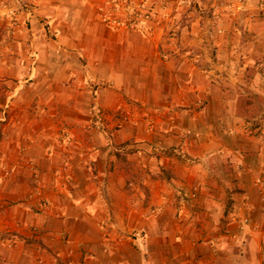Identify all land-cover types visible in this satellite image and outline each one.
Listing matches in <instances>:
<instances>
[{
    "label": "crops",
    "instance_id": "obj_1",
    "mask_svg": "<svg viewBox=\"0 0 264 264\" xmlns=\"http://www.w3.org/2000/svg\"><path fill=\"white\" fill-rule=\"evenodd\" d=\"M77 2V10L67 17L60 12V25L48 31L35 22L16 27L11 52L4 49L0 70L20 120L0 128V230L20 223L34 228L37 240L14 249L0 242V264H264V183L257 185L264 180V138L251 135L261 125L243 114L232 126L222 82L185 58H164L138 32L102 27L91 8ZM89 77L108 84L96 98ZM94 99L108 108L127 101L160 108L162 127L125 125L112 135L120 147L113 151L112 140L87 131ZM69 127L86 131V155L81 144L72 148L58 138ZM189 142L204 167L181 166L176 158L175 149ZM29 161L40 169L37 180ZM90 165L95 177L115 175L124 196L107 207L113 221L93 192ZM128 178H136L141 204L124 188ZM201 181L204 205L194 217L188 208L169 207L167 184L181 196ZM241 224L244 232H238ZM120 230L139 234L118 238ZM233 233L240 241H232Z\"/></svg>",
    "mask_w": 264,
    "mask_h": 264
},
{
    "label": "rangeland",
    "instance_id": "obj_2",
    "mask_svg": "<svg viewBox=\"0 0 264 264\" xmlns=\"http://www.w3.org/2000/svg\"><path fill=\"white\" fill-rule=\"evenodd\" d=\"M77 1L0 0V69L5 55L4 49L9 52L12 50L10 43L16 27L20 25L30 27L35 22L38 28L42 26L48 31L53 26L60 25L61 13L64 12L67 17L70 12L77 10L80 4ZM81 2L92 9L93 20L102 27L116 33L138 32L144 39L156 45L158 52L164 54V58H174V61L178 57L185 58L203 74L217 80L218 84L222 82L224 84L222 89H226L225 98L228 102L226 114L230 117L229 122L232 126L238 127L243 121L242 115L246 114L250 116L247 118L248 121L254 118L253 122L261 125V129L251 130V135L264 138V0H81ZM54 33L56 32L53 31L50 36L52 40L57 37ZM4 78L0 70V128L20 120L12 109L13 97L11 93H7L9 87ZM87 84L93 90L95 98L97 97L95 91L108 85L91 77L87 79ZM201 111L206 113L205 105H202ZM163 113L160 108L151 110L145 104L133 101L125 102L119 108H108L94 99L90 109L91 124L87 131L102 135L108 143L112 140L110 145L113 146L112 150L116 151L120 147L115 146L113 142L114 132L125 125L140 122L146 123L152 131L157 132L163 124L161 118ZM234 131L236 135V130ZM84 132L86 131L69 127L68 131L59 130L58 138L67 140L72 148L77 143L81 144L78 150L86 155L90 150L85 146L87 144L82 143V140L88 141L81 136ZM199 136L195 134L192 137L198 139ZM32 143L34 141H29L28 144ZM189 146L190 142L175 149L176 158L179 159L181 166L199 164L204 167L205 160L192 155ZM26 147H22V153ZM27 166L32 170L34 180L39 179L38 165L29 161ZM91 167L90 183L93 192L102 203L101 211L113 221L114 213H109L107 207L121 203L124 196L121 195L115 175L111 176L107 171L101 177L100 174L95 177L94 166ZM9 169H13V163ZM66 182L72 183L71 179H66ZM263 183L262 178L257 179L258 187ZM136 184V178H128L124 188L130 192L132 190L134 201L141 204L142 199L138 194V188L136 190ZM167 186L171 190V194H166L170 208H177L179 213L188 208L191 210V217L200 212L197 206L199 203L204 205L199 201L206 190V185L202 181L189 189H184L181 196L177 187L169 184ZM38 189L43 190L40 185ZM38 193L42 194L40 190ZM48 201L45 198L40 204L45 208ZM151 212H148L149 216L154 213ZM233 218L235 217L232 215L231 219ZM244 218V223H248L249 220L245 222L247 218ZM107 225L105 224L104 228ZM242 225L239 226L238 232L245 231ZM16 228L11 231L0 230V242L8 249L18 247L20 241L29 244L37 240L34 228L29 229L20 223H17ZM106 230L109 231L108 228ZM26 232H30L32 236H27ZM116 234L118 238L124 239L125 236L138 235L139 231L129 233L120 230ZM230 238L234 242L241 239L236 233L230 234ZM43 261V264H47L45 260Z\"/></svg>",
    "mask_w": 264,
    "mask_h": 264
},
{
    "label": "built area",
    "instance_id": "obj_3",
    "mask_svg": "<svg viewBox=\"0 0 264 264\" xmlns=\"http://www.w3.org/2000/svg\"><path fill=\"white\" fill-rule=\"evenodd\" d=\"M245 222H248V219H246Z\"/></svg>",
    "mask_w": 264,
    "mask_h": 264
}]
</instances>
